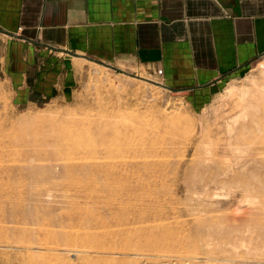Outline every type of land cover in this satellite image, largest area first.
Segmentation results:
<instances>
[{"label":"rangeland","instance_id":"374dc122","mask_svg":"<svg viewBox=\"0 0 264 264\" xmlns=\"http://www.w3.org/2000/svg\"><path fill=\"white\" fill-rule=\"evenodd\" d=\"M60 58L0 74V264H264V55L185 89Z\"/></svg>","mask_w":264,"mask_h":264},{"label":"crops","instance_id":"0c3cea01","mask_svg":"<svg viewBox=\"0 0 264 264\" xmlns=\"http://www.w3.org/2000/svg\"><path fill=\"white\" fill-rule=\"evenodd\" d=\"M60 54L213 88L264 55V0H0V74L45 88Z\"/></svg>","mask_w":264,"mask_h":264},{"label":"bare ground","instance_id":"6f19581e","mask_svg":"<svg viewBox=\"0 0 264 264\" xmlns=\"http://www.w3.org/2000/svg\"><path fill=\"white\" fill-rule=\"evenodd\" d=\"M229 91H230V90H229ZM234 93H235V92H234ZM232 96H233V95H232ZM235 96H236V95H235ZM254 125H255V124H254ZM258 126H259V125H258ZM256 127H257V126H256ZM248 186H249V185H248ZM251 190H254V189H251ZM249 196H251V195H249ZM257 227H258V229L261 230V231L264 230V227H263V226L258 225Z\"/></svg>","mask_w":264,"mask_h":264}]
</instances>
